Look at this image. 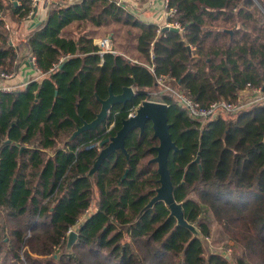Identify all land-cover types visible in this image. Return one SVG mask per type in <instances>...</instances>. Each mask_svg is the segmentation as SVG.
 <instances>
[{
  "label": "trees",
  "instance_id": "1",
  "mask_svg": "<svg viewBox=\"0 0 264 264\" xmlns=\"http://www.w3.org/2000/svg\"><path fill=\"white\" fill-rule=\"evenodd\" d=\"M31 1L0 0V72L29 56L41 74L0 91V264H264V106L194 119L156 83L174 78L202 106L246 83L264 86V0H167L178 31L114 0H54L27 30ZM108 35L113 52L101 56L93 40ZM109 86L135 95L70 140ZM152 99L167 105L178 148L167 156L172 196L197 233L164 201L147 207L160 186L151 121L127 133L126 154L115 150L90 173L108 145L100 143ZM213 223L230 253L205 252ZM70 229L77 238L68 250Z\"/></svg>",
  "mask_w": 264,
  "mask_h": 264
},
{
  "label": "water",
  "instance_id": "2",
  "mask_svg": "<svg viewBox=\"0 0 264 264\" xmlns=\"http://www.w3.org/2000/svg\"><path fill=\"white\" fill-rule=\"evenodd\" d=\"M35 13L32 14V18H34ZM40 22H33L32 27L38 25ZM173 30L178 31L177 28L164 26L162 27V31L165 30ZM109 43L111 42V36L108 38ZM32 65V64H31ZM33 67V65H32ZM61 67V65H60ZM109 94L106 98L98 100L101 103V108L99 112L96 114L95 118L90 122H83L81 126H78L76 130L71 134L70 140L74 139L78 134L83 131L87 130H94L97 126L101 125L102 122L107 117L108 111L110 108L119 103H126L130 101L134 95L135 91L130 86H125L122 88V92L119 94H114L111 86L108 88ZM147 121L152 122V127L154 130V136L158 138L159 144L155 147L157 151V156L153 158L155 162L158 164V173L160 175L159 182L160 186L157 189V194L150 200L147 204V207L152 206L155 201L162 200L164 201L170 208L172 215L177 218L179 224L188 227L193 232L197 233L195 228L188 224L182 214L180 204L176 203L172 196V189L173 185L170 180L169 171L167 168V156L170 150H178L175 143L172 141L169 127L170 124L168 123L167 117V105L162 102H154V101H144L142 102L138 108L135 110V114L133 116H129L128 118L122 121V126L120 130L116 133L115 136L105 139L100 144L102 145L104 142H107L108 145L100 151L97 160L94 163V166L90 173L95 171L101 161L110 153L114 152L117 149L122 150L126 154V150L124 147V140L127 133L132 128H139L140 131L143 130L144 125ZM22 149V148H21ZM198 157L195 161H198ZM126 173L123 175L122 179L125 177ZM77 238V233L74 230H70L67 234V242H66V249L70 250L72 248L73 243Z\"/></svg>",
  "mask_w": 264,
  "mask_h": 264
},
{
  "label": "built area",
  "instance_id": "3",
  "mask_svg": "<svg viewBox=\"0 0 264 264\" xmlns=\"http://www.w3.org/2000/svg\"><path fill=\"white\" fill-rule=\"evenodd\" d=\"M114 1L117 5L124 7L122 0ZM30 6L32 9L30 13L34 14L38 6L37 0H32ZM165 8L167 10V18L173 16L175 10L167 8V0H165ZM166 26L182 30L178 23H167ZM95 44L97 47V52L101 56L106 52H113L111 49V43H109L107 38L98 40ZM31 62L35 66L34 57H31ZM11 76V73L0 72V77L2 79H8ZM173 80L174 78H170L167 75L158 76L156 78V83L160 87L159 94L164 93L173 96L176 103L180 107L186 109L189 115L194 119H208L216 115L218 112L235 113L253 104H261L264 106V86H254L250 83H246L241 89H236L232 96L226 99L223 98L217 101H213L207 106H202L200 103L193 100L188 93L173 87L170 83V81ZM0 91L9 92L10 89L5 87L0 88ZM134 114L135 111H132L129 113V116H133Z\"/></svg>",
  "mask_w": 264,
  "mask_h": 264
},
{
  "label": "crops",
  "instance_id": "4",
  "mask_svg": "<svg viewBox=\"0 0 264 264\" xmlns=\"http://www.w3.org/2000/svg\"><path fill=\"white\" fill-rule=\"evenodd\" d=\"M54 0H37L38 6L35 11L34 18L26 21L24 28L30 30L33 22H40L46 17V8L50 2ZM73 1V0H68ZM124 8L131 12L136 18L143 22L153 23L158 25L160 29L166 26L167 22V10L165 8V0H122ZM14 26V33L12 36L13 41L16 43L20 42L24 53L26 51L25 43L23 41L21 33H19L20 27ZM108 35L106 38H108ZM101 39V38H100ZM100 39H94V44ZM111 41V40H110ZM112 43V41L110 42ZM96 45V44H95ZM31 57H26L19 65L16 72H11L12 76L8 79H2L0 77V88H9L10 91L14 88L25 86L31 80L40 78L41 74L36 70L35 66L32 67Z\"/></svg>",
  "mask_w": 264,
  "mask_h": 264
},
{
  "label": "rangeland",
  "instance_id": "5",
  "mask_svg": "<svg viewBox=\"0 0 264 264\" xmlns=\"http://www.w3.org/2000/svg\"><path fill=\"white\" fill-rule=\"evenodd\" d=\"M97 38L98 39H100V38L104 39L106 37L105 36H100V37H97ZM97 38H95V39H97ZM150 101L160 102L157 99H152ZM211 227L213 229V232L208 237V240L205 241V243H204L205 252L208 253V254L209 253H213V252H221L222 254L230 253V248L229 247L232 245V241L231 240H226V239H224V240L219 239L220 235H223L221 230H220V228H218L215 223L211 224ZM72 230H74V229H72ZM196 232H197V230H196Z\"/></svg>",
  "mask_w": 264,
  "mask_h": 264
}]
</instances>
